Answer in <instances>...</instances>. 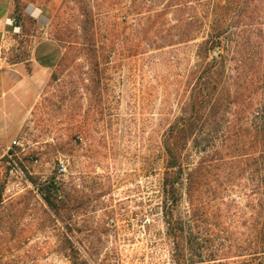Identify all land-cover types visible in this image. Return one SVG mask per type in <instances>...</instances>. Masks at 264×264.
Masks as SVG:
<instances>
[{"label": "rangeland", "instance_id": "rangeland-1", "mask_svg": "<svg viewBox=\"0 0 264 264\" xmlns=\"http://www.w3.org/2000/svg\"><path fill=\"white\" fill-rule=\"evenodd\" d=\"M14 1L20 26L4 54L28 61V80L11 116L0 117V264H74L71 244L81 253L75 264H175L161 212V141L200 61L197 44L167 47L153 30L140 37L132 0H84L94 11L99 84L82 47L83 0ZM46 39L65 60L44 79L30 59ZM52 179L69 194L59 215L39 190Z\"/></svg>", "mask_w": 264, "mask_h": 264}, {"label": "trees", "instance_id": "trees-1", "mask_svg": "<svg viewBox=\"0 0 264 264\" xmlns=\"http://www.w3.org/2000/svg\"><path fill=\"white\" fill-rule=\"evenodd\" d=\"M79 10L83 51L100 84L94 11L84 0ZM130 11L140 37L153 30L167 47L195 42L200 60L161 141V212L173 262L264 264V0H132ZM64 60L63 53L57 67ZM39 190L55 214L66 208L65 183L52 179ZM71 246L75 264L81 253Z\"/></svg>", "mask_w": 264, "mask_h": 264}, {"label": "crops", "instance_id": "crops-1", "mask_svg": "<svg viewBox=\"0 0 264 264\" xmlns=\"http://www.w3.org/2000/svg\"><path fill=\"white\" fill-rule=\"evenodd\" d=\"M15 15V1L14 0H0V117H10L12 102L18 103L20 99L17 94L23 89L27 83L26 77V60L9 62L6 60L7 56L4 54V47L6 38H8L9 31L13 29L10 21ZM61 46L56 41L46 39L38 41L32 47L31 61L33 66L46 79L59 63L62 57ZM17 107V106H16Z\"/></svg>", "mask_w": 264, "mask_h": 264}, {"label": "built area", "instance_id": "built-area-1", "mask_svg": "<svg viewBox=\"0 0 264 264\" xmlns=\"http://www.w3.org/2000/svg\"><path fill=\"white\" fill-rule=\"evenodd\" d=\"M10 23L14 26L15 29H19V27L17 26L16 24V20L15 19H12L10 21ZM14 144H18L16 141H14ZM66 171V164L61 162L59 165H58V172L59 174H62ZM150 223V222H149Z\"/></svg>", "mask_w": 264, "mask_h": 264}, {"label": "water", "instance_id": "water-1", "mask_svg": "<svg viewBox=\"0 0 264 264\" xmlns=\"http://www.w3.org/2000/svg\"><path fill=\"white\" fill-rule=\"evenodd\" d=\"M218 53H219L218 50H215V51H214V54H215V55H218Z\"/></svg>", "mask_w": 264, "mask_h": 264}]
</instances>
